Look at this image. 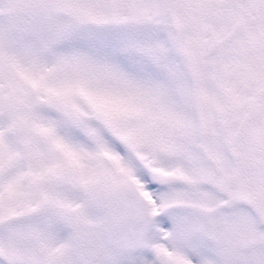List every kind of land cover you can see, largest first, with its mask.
<instances>
[{"label":"snow or ice","instance_id":"obj_1","mask_svg":"<svg viewBox=\"0 0 264 264\" xmlns=\"http://www.w3.org/2000/svg\"><path fill=\"white\" fill-rule=\"evenodd\" d=\"M0 264H264V0H0Z\"/></svg>","mask_w":264,"mask_h":264}]
</instances>
